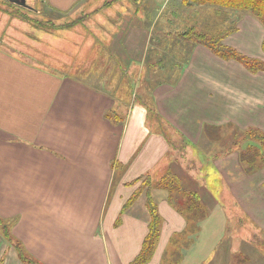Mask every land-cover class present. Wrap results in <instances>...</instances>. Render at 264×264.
Returning <instances> with one entry per match:
<instances>
[{
  "label": "crops",
  "instance_id": "1",
  "mask_svg": "<svg viewBox=\"0 0 264 264\" xmlns=\"http://www.w3.org/2000/svg\"><path fill=\"white\" fill-rule=\"evenodd\" d=\"M42 3L77 14L58 23L65 31L87 19L125 80L134 64L133 90L153 89L157 131L150 104H132L133 93L117 104L111 78L96 84L1 52L0 264H25L6 233L40 264H130L149 232L148 193L161 227L145 264H264V70L183 36L221 38L264 63L260 20L183 0ZM166 183L182 191L173 202L156 188Z\"/></svg>",
  "mask_w": 264,
  "mask_h": 264
},
{
  "label": "rangeland",
  "instance_id": "2",
  "mask_svg": "<svg viewBox=\"0 0 264 264\" xmlns=\"http://www.w3.org/2000/svg\"><path fill=\"white\" fill-rule=\"evenodd\" d=\"M26 2L27 5L24 7L9 3L6 0H0V53L3 52L30 65L42 66L57 74H66L68 77L83 78L90 75V80L96 84L111 78L108 89L117 97V104H123L129 98L128 95L132 93L134 95L130 101L132 104L139 102H144L147 106L150 104V118L147 123L150 128L157 131L156 125L154 126L152 122L153 115L151 116L152 113L155 114L152 107L153 89L148 88L145 84L146 87L141 85L140 89L137 85L136 89L133 90L132 83L135 78L131 73L135 71L134 64L130 66L129 77L125 80L119 72V70L121 71L120 60L114 57L113 64L110 66L104 59L107 53L105 44L95 40L94 37L92 38L93 34L89 35L90 26L87 19H84L83 23L79 20L80 23L73 29L65 31L59 28L58 23L68 21V23H72L74 21L72 19L78 18L77 14L70 15L53 9H46V4L42 3L43 0H26ZM79 11L89 13L91 10L86 6ZM85 15L87 14L81 15L82 19L85 18ZM42 30L52 34L50 40L45 39L46 37L43 35L47 34H44ZM112 66L114 74L111 75L109 71ZM147 67L153 68L146 63ZM91 70H96L95 74H88ZM6 106H3L4 110L0 111L1 116L4 111H8ZM121 109L118 110L119 113H122ZM166 124L164 122L160 130L170 132ZM3 128L5 126L0 121V129ZM2 139L4 140L3 137H0L1 141ZM256 239L257 248L264 253V244L259 243V238Z\"/></svg>",
  "mask_w": 264,
  "mask_h": 264
},
{
  "label": "trees",
  "instance_id": "3",
  "mask_svg": "<svg viewBox=\"0 0 264 264\" xmlns=\"http://www.w3.org/2000/svg\"><path fill=\"white\" fill-rule=\"evenodd\" d=\"M183 1L184 2L191 1L195 3H209V4H215V5H219V6H223L227 8L248 10L251 14L256 16L260 20L262 25L264 26V0H183ZM183 36L186 38L188 37L189 39H192L195 42H200L204 45L206 44V46L211 48L216 54L219 55V57H222L225 59L234 58L238 60L251 72H258L260 70H264L263 62L256 60V59H250L248 57L246 58L244 56L238 55L236 52H232V50L224 47L220 43L221 38L210 37L203 33L196 32L193 29L188 30L186 33L183 34ZM262 48L264 51V39L262 43ZM260 137L264 141V137L262 136ZM159 187H162L168 190L169 193H171L170 201H172L173 197H175L174 196L175 192L177 193L175 200L179 197L180 194H182L181 190L178 189L179 191L177 192L175 190L177 187L172 186L169 183L160 185ZM146 198H147L146 207L149 211V216H150L149 232H148L147 237L144 240L143 247H142L140 254L130 264H145L152 256L155 250V247H156V243L160 236L161 218L157 211L156 203L154 199L149 195V193ZM175 204L184 209V207L182 206L184 205L183 201H177ZM5 235L8 238L10 243H13L16 245L19 256L25 264H40L37 260L33 259L32 257H30L28 254L25 253L24 249L21 247V244L18 241L12 238L8 233H6ZM245 260L246 259L242 258V255H234L232 264H246L244 263Z\"/></svg>",
  "mask_w": 264,
  "mask_h": 264
},
{
  "label": "water",
  "instance_id": "4",
  "mask_svg": "<svg viewBox=\"0 0 264 264\" xmlns=\"http://www.w3.org/2000/svg\"><path fill=\"white\" fill-rule=\"evenodd\" d=\"M7 1L14 3L16 5H22L24 7L27 5L26 0H7Z\"/></svg>",
  "mask_w": 264,
  "mask_h": 264
}]
</instances>
